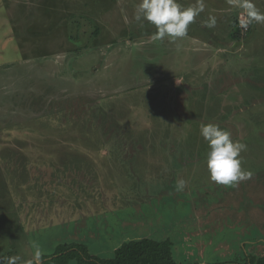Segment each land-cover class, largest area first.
Wrapping results in <instances>:
<instances>
[{
	"label": "rangeland",
	"instance_id": "1",
	"mask_svg": "<svg viewBox=\"0 0 264 264\" xmlns=\"http://www.w3.org/2000/svg\"><path fill=\"white\" fill-rule=\"evenodd\" d=\"M139 3L0 0L4 264L111 259L145 238L177 264L264 256V22L235 41L246 0H203L186 36L159 41ZM208 123L246 145L236 187L210 180Z\"/></svg>",
	"mask_w": 264,
	"mask_h": 264
},
{
	"label": "clouds",
	"instance_id": "2",
	"mask_svg": "<svg viewBox=\"0 0 264 264\" xmlns=\"http://www.w3.org/2000/svg\"><path fill=\"white\" fill-rule=\"evenodd\" d=\"M250 16L257 22H264V13H261L254 5H248ZM204 10L203 0H197L195 6L184 8L177 0H140L134 14L136 21H147L155 26L154 40L162 41L166 37L173 40L187 35L188 26ZM215 18L210 17L207 27L215 26ZM200 134L208 144L206 162L210 180L218 185L236 187L240 182L251 177L250 172L241 168V152L246 145L233 141L231 133L220 128L219 125L208 123L200 126ZM186 182H177V191H183ZM36 257H40L39 248L35 251ZM20 257L7 258V264H18ZM4 264V261H0Z\"/></svg>",
	"mask_w": 264,
	"mask_h": 264
},
{
	"label": "trees",
	"instance_id": "3",
	"mask_svg": "<svg viewBox=\"0 0 264 264\" xmlns=\"http://www.w3.org/2000/svg\"><path fill=\"white\" fill-rule=\"evenodd\" d=\"M248 17L250 27L247 32L239 28V20L233 22L231 32L233 40H240L241 37L247 36L252 31L253 19H251L249 11ZM79 254L80 252L75 248L68 247L65 253L58 257V261H61L60 264H67L77 258L78 264H177L172 256L171 244L168 241L159 242L149 238L124 243L115 251V255L111 259L92 257L88 254L87 262L83 263ZM47 260L52 261L54 258H47ZM246 264H264V256H250Z\"/></svg>",
	"mask_w": 264,
	"mask_h": 264
},
{
	"label": "built area",
	"instance_id": "4",
	"mask_svg": "<svg viewBox=\"0 0 264 264\" xmlns=\"http://www.w3.org/2000/svg\"><path fill=\"white\" fill-rule=\"evenodd\" d=\"M249 3L252 4L250 1L246 0L243 11L239 13V28L242 29L244 32H247L250 27V21L248 17Z\"/></svg>",
	"mask_w": 264,
	"mask_h": 264
},
{
	"label": "crops",
	"instance_id": "5",
	"mask_svg": "<svg viewBox=\"0 0 264 264\" xmlns=\"http://www.w3.org/2000/svg\"><path fill=\"white\" fill-rule=\"evenodd\" d=\"M236 5H237V3H236ZM213 8H215V6H213Z\"/></svg>",
	"mask_w": 264,
	"mask_h": 264
}]
</instances>
